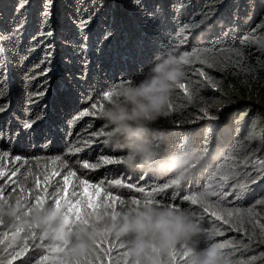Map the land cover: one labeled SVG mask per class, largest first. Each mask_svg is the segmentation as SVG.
Listing matches in <instances>:
<instances>
[{
  "label": "trees",
  "instance_id": "16d2710c",
  "mask_svg": "<svg viewBox=\"0 0 264 264\" xmlns=\"http://www.w3.org/2000/svg\"><path fill=\"white\" fill-rule=\"evenodd\" d=\"M82 22L88 26L80 27ZM106 31L112 36L104 42L101 36ZM164 48L188 53L185 74L193 84L183 79L188 92L176 88L169 115L154 125L152 136L166 150L207 147L209 155L180 186L170 188H165L170 176L133 170L123 163L104 165L97 171L99 178L109 179L113 169L112 175L122 173L144 191L122 180L120 189L114 185L111 194L100 190V196L110 198L114 209L149 200L188 207L212 233L211 240L203 238L201 246L223 245L224 264H264V204L258 203L264 200V180L239 197L231 195L233 188H227L219 200L209 195L224 191L213 177L227 161L241 162L239 173L252 176L264 164V0H140L139 5L135 0H28L26 4L0 0V74H4L0 105H8L0 113V148L20 157V169L28 163L40 164L50 155L76 169L81 156L95 158L90 164L101 157H123L122 151L106 143V133L92 136L86 121L79 124L72 116L94 102L104 106L105 100L97 97L99 91L139 79ZM198 49L207 50L198 53L199 59L194 54ZM31 99L39 101L32 104ZM74 104L79 107L73 108ZM201 108L217 119L204 117ZM37 113L43 119L24 129L23 123ZM92 123L99 126L98 133L109 130L103 117ZM213 126L214 135L205 140V129ZM88 137L94 141L90 148L74 152ZM237 179L248 183L246 176ZM16 196L26 202L25 194ZM190 196L198 202L192 204L186 199ZM224 209L232 213L226 217L227 224ZM80 210L81 218L87 212ZM214 211L217 216L212 215ZM28 229L0 222L4 264L31 237ZM111 246L112 260L133 264L123 242L111 236L98 237L94 247L77 258L58 251L55 242L44 236L30 264H103L109 256L102 261L101 254ZM163 264H186L184 246L172 250Z\"/></svg>",
  "mask_w": 264,
  "mask_h": 264
},
{
  "label": "clouds",
  "instance_id": "9594fccd",
  "mask_svg": "<svg viewBox=\"0 0 264 264\" xmlns=\"http://www.w3.org/2000/svg\"><path fill=\"white\" fill-rule=\"evenodd\" d=\"M188 63V53L164 48L139 79L110 87L101 110L109 129L106 143L124 153L123 164L133 170L170 176V184L174 186H180L209 155L208 149L166 150L152 136L154 125L168 112ZM119 184H115L118 189ZM100 186L112 191L114 184L102 181ZM0 221L38 230L55 242L58 251L73 258L92 249L98 237L111 236L123 242L133 264H163V258L181 244L186 264H224L219 244L201 246L203 238L211 240L212 233L196 212L159 201L115 209L104 205L76 219L63 204L41 198L26 205L21 197L14 196L0 199Z\"/></svg>",
  "mask_w": 264,
  "mask_h": 264
},
{
  "label": "rangeland",
  "instance_id": "374dc122",
  "mask_svg": "<svg viewBox=\"0 0 264 264\" xmlns=\"http://www.w3.org/2000/svg\"><path fill=\"white\" fill-rule=\"evenodd\" d=\"M16 39L17 38H14V40ZM102 92L103 91H99V93H97V97L101 96L100 94ZM32 101L39 100L31 99L30 102ZM87 104L89 105L90 102H87ZM93 104H96V102H94ZM75 107H79V105L74 104L73 108ZM89 110L92 111V106L89 108ZM98 110L99 106L97 107V111ZM78 116H81V114L76 115V113H74L72 119H75ZM101 117V115L83 116L79 119V124H81V120L86 121L85 124L90 126V128L88 129V134L92 136H98L99 126L93 124L92 122L96 121ZM93 142L94 141L92 140L91 144ZM22 147L26 148L27 145L24 144L22 145ZM4 153H7V155L5 156ZM15 158L16 156L14 155V153L9 151H3V149L0 148V170H2L4 173V175L0 177V190H2L0 191V199H11L12 197L18 194H25L26 205H30L41 198H43L49 203L56 202V200H59L60 204H63L66 209H68L69 203H71L73 208H77L79 210L83 208L85 212L89 213L94 210V208L97 210L98 208H101L104 205H108L111 207L110 198L100 196V190L106 192L107 195L111 194L110 187H107L105 190L100 186V183L102 181H104L105 184L115 185L116 181H120L121 179L125 181L128 185L134 186V189H139L137 184H135V181L127 180L122 173L112 175L113 169L109 171V179H107L106 177H98V170L100 168L96 169L95 171L83 169V162L81 160L84 159L85 162L90 164V161L95 159L91 156H81L80 160L76 162V166L78 169H76L75 165L72 163L60 162L55 155H50L45 159H42L40 161V164L36 163L34 166H32L30 163H28L26 167L20 169L18 160H16ZM257 161L258 159L255 158L254 162ZM95 163H97V160H94V164ZM65 164L69 166L67 170H65ZM240 165L241 162L236 163V160H229L226 163V167H224L223 169H219L218 172L222 176L226 174L231 175L232 170L234 168L237 169L239 172L241 171ZM73 172L76 173V176L70 175V173ZM81 172H90V175H81ZM64 177H68L67 184L64 183ZM45 178H47V186H45ZM77 178L79 179L77 180ZM84 180H88L87 185H84L82 183V181ZM57 181H59V186H56ZM232 182V180L229 181V183ZM97 185L99 186V191H97L94 187ZM208 187H211L210 183L208 184ZM72 191H76L78 193L77 197L73 198L69 195V193ZM49 193H53V195H49ZM114 196L120 198L123 197L122 195L119 196L116 194H114ZM89 202L92 203L93 207L86 208L85 206ZM69 213L75 217L72 212ZM86 215L83 217H86Z\"/></svg>",
  "mask_w": 264,
  "mask_h": 264
},
{
  "label": "snow or ice",
  "instance_id": "6c2138e0",
  "mask_svg": "<svg viewBox=\"0 0 264 264\" xmlns=\"http://www.w3.org/2000/svg\"><path fill=\"white\" fill-rule=\"evenodd\" d=\"M27 2H28V0H23V3L26 4ZM135 2L138 5L140 4V0H135ZM87 26H88V22H82L80 25V27H82V28H86ZM186 30H187V27L180 29L181 32H184ZM49 35H51V33H49ZM111 36H112V33L110 31H106L102 34L101 39L104 42H107L111 38ZM85 39H86V37H85ZM200 51H207V50H200V49L195 50L194 54H196L197 59H199L198 53ZM209 66H212V65H209ZM3 75L4 74H0V77H2ZM200 75H203V73H200ZM184 80L187 82V85H189V86H191L193 84V81H191L186 74L184 76ZM176 88L184 89L185 92H188V90H189L188 87H186L185 83H180V84L176 85ZM196 92H197V94L199 93V86L196 87ZM38 95L42 96L43 94L38 93ZM100 95H101V99L105 100V98L110 95V92L109 91H103ZM192 98H193L192 96H189V99H192ZM91 99H95V97L90 98V101H89L90 103H91ZM35 103H36V101H32V104H35ZM97 107L98 106L96 104H92V111H90L88 108H85L83 110V112L81 113V116L76 117L75 120L78 121L83 116L101 115V110L103 108V105L99 106L98 111H97ZM171 108H172V103L170 102L168 109H171ZM7 109H8L7 103L0 105V113L6 112ZM201 111L203 112L204 117H207L209 119H217V117L212 116L206 108H201ZM168 115H169V112L166 113V116H168ZM40 119H43V116L40 113H37L35 118L30 117L28 120H26L23 123L22 127L24 129H31L33 127V125L35 123H37L38 120H40ZM103 134L104 133H99V135H103ZM213 135H214V126L206 128L204 133H203L205 140L211 139V137ZM92 139H93L92 137H88L87 139L82 140L81 141L82 147H75L73 149V151L74 152H80V151H83L84 148H90ZM205 149H207V147H205ZM4 155L6 156L7 153H4ZM15 159L19 160L20 157L17 156ZM120 163H123L122 157L119 159L101 157V158H98V161L95 164H89L87 162L83 163L82 168L85 170L95 171L96 169L101 168L104 165L120 164ZM68 167L69 166L67 164H65V170H67ZM86 174L90 175V172L89 173L81 172V175H86ZM3 175H4L3 171L0 170V177H2ZM61 175H62V173H61ZM70 175L76 176V173L73 172V173H70ZM245 176L247 177L248 183H246V184L240 183L239 179H237V177H240V179H243ZM78 179L79 178H77V180ZM213 179L216 180L218 187L221 189H224V191H220L218 195L214 191V192L209 193V195L217 196V199L219 200L225 195V191L227 188H233V189H236V191L231 193V195H235V196L239 197V196L243 195L244 193H251V191L253 190L252 185H255L260 180H264V164H261V167L257 168L255 170L254 176H252L248 173L241 174V173H239V171L237 169L234 168L232 170L231 175L226 174V175L220 176L218 173L217 176L213 177ZM230 180H232L233 182L229 183ZM67 182H68V177H64V183L67 184ZM82 183L84 185H87L88 180H84V181H82ZM116 183H122V181H116ZM45 186H47V178H45ZM56 186H59V181H57ZM171 186H172V184H166L165 188H170ZM94 187L96 188L97 191H99L98 185L94 186ZM138 190L140 192L144 191L143 188H139ZM0 191H2V190H0ZM157 191H163V189H157ZM49 195H53V193H49ZM56 195H59V194H56ZM69 195L72 196L73 198H75V197H77L78 193L76 191H72L69 193ZM186 199L190 200L192 204H196L198 202V198L196 196H190V197H187ZM201 199H202V197H201ZM37 201H39V199ZM146 202H151V201L149 200ZM56 203H57V205H59L60 204L59 200H56ZM118 203L122 204L123 201H118ZM133 203L135 204V203H139V202L133 201ZM258 203L264 204V200H261ZM85 207L91 208V207H93V205L91 202H89L86 204ZM67 210H68V212H72L75 215L76 219H80L81 210H79L77 208H73L71 203H69V207ZM223 211L225 212V217H223L224 223L227 224V223H229V220L226 217L231 216L232 213L227 212L226 209H224ZM212 215L217 216V213L214 211V212H212ZM217 218L219 219L221 217H217ZM0 222H2V221H0ZM28 231L31 233V237L24 240V244L22 247L19 248V250H14L11 253V258H10V260H8L7 264H13L14 261H19L20 264H30V261L34 259V253L37 252V250H38L37 249V242L43 241L44 235H42V234L37 235L34 228H29ZM4 235H6V234H4ZM0 243H3V241L0 240ZM30 245H31V247H29ZM40 247H43V245H40ZM113 247L114 246H111V247L105 249V252L101 254V260L102 261H103V257L105 255L109 256V260L103 261V264H117L116 261L111 259V252H112ZM221 247H223V245H221ZM173 255H175L174 252H173ZM42 259L46 261L47 257H43ZM0 264H4V261L0 260ZM38 264H39V262H38Z\"/></svg>",
  "mask_w": 264,
  "mask_h": 264
}]
</instances>
